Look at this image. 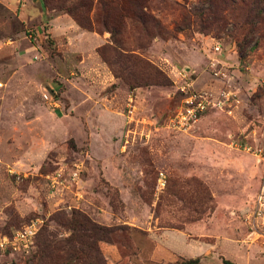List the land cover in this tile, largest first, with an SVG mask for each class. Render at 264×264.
Wrapping results in <instances>:
<instances>
[{"label":"rangeland","instance_id":"obj_1","mask_svg":"<svg viewBox=\"0 0 264 264\" xmlns=\"http://www.w3.org/2000/svg\"><path fill=\"white\" fill-rule=\"evenodd\" d=\"M26 1L0 3V243L37 232L27 253L0 246V264H69L68 243L72 264H264L242 217L264 174V0H140L159 28L114 7L89 30L52 9L64 0ZM110 26L170 84L114 78L96 51ZM212 60L239 105L172 131L184 92L227 87ZM72 212L105 231L73 234Z\"/></svg>","mask_w":264,"mask_h":264},{"label":"trees","instance_id":"obj_2","mask_svg":"<svg viewBox=\"0 0 264 264\" xmlns=\"http://www.w3.org/2000/svg\"><path fill=\"white\" fill-rule=\"evenodd\" d=\"M65 1L72 2L71 0H64V2ZM64 2L61 3V1H56L52 9L56 8L64 11L80 28L83 29H93L92 26L96 24H101V26L107 25L106 19H108L113 11L112 8L114 7H119V10L124 12V16H127L134 23L141 25L142 28L147 27L148 25L152 28H159L154 19L147 14L145 10L146 8L142 5V1L140 0H129L128 3H130V7L128 8L122 6L121 0H74L69 6L65 5ZM98 11L102 14L101 17L104 18L101 23L96 21V13ZM107 30L110 34L109 42L97 48L96 51L100 59L107 65L114 78L122 80L129 88L151 85L166 86L170 84L169 80L159 70L149 65L140 54L130 52L123 47V44L118 37L119 28L110 26ZM96 31H98V28ZM140 48L142 47L140 46ZM61 223L63 226H66L71 230L73 234L85 229L97 232L105 231L104 228L90 223L78 212H72L69 218H62ZM78 241L80 242V240ZM64 248L68 252L63 249L65 251V253L63 252V256L66 259L71 260L68 263L72 264V262L77 260L76 257H74V254L71 253L74 248L69 246V243L68 245H65ZM79 250L81 251L82 247H80ZM88 251L92 252L95 257L98 256L96 249L92 250L88 247ZM81 252L83 253V251ZM84 256L85 255L83 254V259H78L80 264L85 263ZM98 264H104V261L101 259ZM223 264L232 263L223 261Z\"/></svg>","mask_w":264,"mask_h":264},{"label":"built area","instance_id":"obj_3","mask_svg":"<svg viewBox=\"0 0 264 264\" xmlns=\"http://www.w3.org/2000/svg\"><path fill=\"white\" fill-rule=\"evenodd\" d=\"M214 52H218L219 48L214 47ZM216 61H210L209 66L211 69V76L216 79H225L227 87L218 90L216 93L209 92H196L193 89H188L185 96L180 99V103L172 116L169 118V128L172 131L184 132L191 129L198 121L201 115L207 110L216 109L219 111L231 112V108H236L240 99L238 97V90L229 87L231 75L224 72L223 67L216 69ZM215 69V70H214ZM236 148H242L246 152H250V147L234 145ZM256 152L258 156L263 155L264 149L254 148L253 153ZM262 154V155H261ZM77 171L71 173L72 179L76 178ZM158 183H163V176L160 174ZM250 202V203H249ZM244 208L242 217L248 235L262 237L264 239V174L259 182L258 188ZM36 227L34 224L25 226L22 229L16 230L10 237H5L0 243L12 251H19L27 253L33 246L34 238L36 235Z\"/></svg>","mask_w":264,"mask_h":264},{"label":"crops","instance_id":"obj_4","mask_svg":"<svg viewBox=\"0 0 264 264\" xmlns=\"http://www.w3.org/2000/svg\"><path fill=\"white\" fill-rule=\"evenodd\" d=\"M22 0H0V3L3 4L7 10H10L11 8H16L17 3L21 2ZM25 1V0H24ZM31 2H34V0H30ZM22 5V4H21ZM25 5L29 6V0L26 1Z\"/></svg>","mask_w":264,"mask_h":264}]
</instances>
